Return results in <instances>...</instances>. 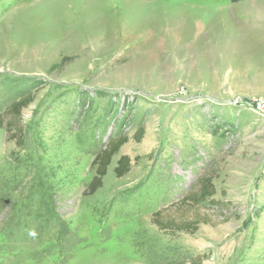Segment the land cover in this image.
Segmentation results:
<instances>
[{"label":"rangeland","instance_id":"374dc122","mask_svg":"<svg viewBox=\"0 0 264 264\" xmlns=\"http://www.w3.org/2000/svg\"><path fill=\"white\" fill-rule=\"evenodd\" d=\"M257 13L264 0H0V109L32 97L21 112L22 147L0 128V264H161L196 255L200 264H264ZM215 47L225 58L249 52L252 71L207 64ZM186 49L175 66L185 73L176 74L171 65ZM141 58L166 66L136 76ZM62 59L66 66L49 73ZM119 132L127 141L101 188L84 194L95 152ZM121 155L130 169L116 177ZM202 176L212 197L178 205ZM159 210L198 221L197 230L158 228Z\"/></svg>","mask_w":264,"mask_h":264},{"label":"trees","instance_id":"16d2710c","mask_svg":"<svg viewBox=\"0 0 264 264\" xmlns=\"http://www.w3.org/2000/svg\"><path fill=\"white\" fill-rule=\"evenodd\" d=\"M230 3H236L241 0H222ZM67 59H62L57 64L49 67L48 72L62 70L66 64ZM32 101L29 92L21 94L17 99L9 102L0 109V128L5 133V140L13 142L17 147H22L24 144V132L22 125L21 112ZM143 134V128L139 127L135 133V139L140 140ZM127 141V137L119 132L114 137H111L107 142L97 149L93 158V165L95 166V174L85 188L84 194L91 195L95 193L102 186V179L107 173V168L111 164L113 157L118 153L120 147ZM130 158L126 155L119 156L113 172L116 177L124 176L130 169ZM4 188V186H2ZM214 194L213 184L209 176H202L197 180L196 190H192L181 198L178 205L193 206L212 197ZM154 224L162 230L172 229L173 231H187L194 233L197 230L198 221L196 220H180L165 219L162 211H156L153 214ZM207 223V221H205ZM203 256L196 255L187 257L182 261L166 262L161 264H200Z\"/></svg>","mask_w":264,"mask_h":264},{"label":"bare ground","instance_id":"6f19581e","mask_svg":"<svg viewBox=\"0 0 264 264\" xmlns=\"http://www.w3.org/2000/svg\"><path fill=\"white\" fill-rule=\"evenodd\" d=\"M256 12V11H255ZM255 23L257 24H260V25H262V23H264V13H257V15H255ZM244 26V25H243ZM238 27H240V26H238ZM261 27V26H260ZM259 27V28H260ZM237 28V27H236ZM261 29V28H260ZM234 30V29H233ZM232 30V31H233ZM237 30V32H238V30H239V28L238 29H236ZM248 31V30H247ZM247 31H245V32H247ZM242 33V32H241ZM235 34V33H234ZM244 35V34H243ZM242 38V37H241ZM206 51V50H205ZM204 51V52H205ZM203 52V51H202ZM213 54L214 55H216L215 56V59H209L208 61V63L207 64H211L212 63V61L213 60H216V61H218V63H220L222 66H224L225 68L227 67V68H230V66L231 67H233L234 65L237 67L236 69H240V70H243L244 69V71L245 72H251L252 70L251 69H249V68H251L253 65H254V61L256 60V59H254V58H252L251 57V54H249V52H245V54H242V55H240V54H238L237 53V55H233V56H228V57H223L222 56V54H223V52H224V50H223V48H221V47H219V48H217V47H215V48H213ZM238 52V51H237ZM188 54H189V49H186V50H184V58H177V56L175 55V54H173V59H176V60H174V62H173V64L171 65V66H173L172 68L173 69H175L174 70V72L176 73V74H184L185 73V70H184V68L182 67V68H175V66L177 67V66H179V65H181L187 58H188ZM206 54H208L207 52H206ZM206 54L204 55L205 57H206ZM190 56V55H189ZM254 59V60H253ZM141 60V61H140ZM140 60H135L136 62H138L139 63V68L137 69V70H133V74L134 75H141V74H146V72H147V70H148V68L149 67H151L152 65H158V67H157V70L160 72H162L163 71V67H165L166 66V64H163V63H161V60H159V59H157V60H154V61H152L151 59H147V58H145V59H140ZM183 60V61H182ZM160 62V63H159ZM162 64V65H161ZM133 66V65H132ZM147 66V68H145ZM142 67H144V68H142ZM226 68V69H227ZM140 69H143V70H140ZM170 69V68H169ZM224 70V69H223ZM231 70H233V69H231ZM247 70V71H246ZM227 71V70H226ZM218 73H219V70L217 71ZM231 72V71H230ZM229 72V73H230ZM223 73V72H222ZM232 73V72H231ZM220 75V74H219Z\"/></svg>","mask_w":264,"mask_h":264},{"label":"built area","instance_id":"2783aa9c","mask_svg":"<svg viewBox=\"0 0 264 264\" xmlns=\"http://www.w3.org/2000/svg\"><path fill=\"white\" fill-rule=\"evenodd\" d=\"M253 110L255 111V113H257V114L260 115L262 118H264V98H262V99H257V100L254 102Z\"/></svg>","mask_w":264,"mask_h":264}]
</instances>
